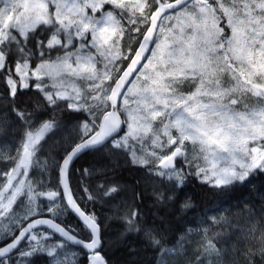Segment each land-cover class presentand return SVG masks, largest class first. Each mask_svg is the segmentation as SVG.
Instances as JSON below:
<instances>
[{
    "label": "snow or ice",
    "instance_id": "snow-or-ice-1",
    "mask_svg": "<svg viewBox=\"0 0 264 264\" xmlns=\"http://www.w3.org/2000/svg\"><path fill=\"white\" fill-rule=\"evenodd\" d=\"M64 7L60 0H12L0 9V88L2 99L11 105L0 113V141L11 145L7 162L0 160L6 165L0 169V180L6 181L0 201L7 200L0 202V210L16 219L12 226L37 216L0 247V264H12L13 253L15 264L29 254L52 256L57 249L65 252L68 244L86 256L81 260L79 253L75 264H110L100 218L89 206L104 198H111L107 203L113 208L105 225L108 220L122 223V243L136 233L159 248L154 227L135 203L140 194L134 193L128 202H114L125 188L115 178L118 164L84 168L83 196L74 195L73 161L89 149L99 151L114 135L103 155L110 158L116 150L127 157L126 163L148 164V173L173 174L175 179L163 190L154 188L153 196L157 205L179 207L181 212L194 210L186 191L191 178L206 194L223 197L252 190L255 179L264 177V108L253 113L233 110L240 103L237 92L250 93L264 104V0H83L67 13ZM125 35L136 45L127 53L118 47ZM61 72L86 81L89 90L82 95L73 88L68 93L42 78ZM24 90L43 97L32 111L20 107L18 97ZM130 98L135 99V109L129 107ZM48 109L52 114L45 119ZM61 112L66 114L63 119ZM80 112L88 118L81 120L76 115ZM56 130L70 145L62 160L52 161L59 173L56 187L48 188L46 180L28 183L22 177L49 167L48 159L41 160L42 142ZM149 132L161 150L159 155L153 151L151 163L137 158L130 144ZM86 177H94L93 182L84 183ZM61 191L83 226L84 239L79 229L37 215L40 198L56 201L48 212L58 209ZM5 192L10 194L5 197ZM22 195L29 201L23 218L13 210ZM208 246L214 247L211 241ZM255 255L249 251L246 264H264V242L259 262Z\"/></svg>",
    "mask_w": 264,
    "mask_h": 264
},
{
    "label": "trees",
    "instance_id": "trees-1",
    "mask_svg": "<svg viewBox=\"0 0 264 264\" xmlns=\"http://www.w3.org/2000/svg\"><path fill=\"white\" fill-rule=\"evenodd\" d=\"M2 97L3 89L0 88V113L11 107L8 101L2 99ZM37 100L42 101L43 97L34 90H24L18 97L20 107L28 108L29 111H32L37 106ZM7 114L15 116V113L10 111ZM51 114V109L46 110L44 118L47 119ZM65 115V113L61 112V119ZM76 115L81 120L85 117L84 113H76ZM61 137L62 132L56 130L44 141L47 146H50V144L55 146V153L57 154V159L54 158L55 161L62 160L64 153L70 150L68 142L64 144V139ZM60 144L64 145L60 146ZM6 145L10 146V144H4L0 141V146L6 147ZM110 145L111 143L105 144L99 151L93 149L83 154L74 163L70 176L74 195L83 196V192L80 189V179L84 168H88L92 164H97V166L107 164L109 167H111L112 163L118 164L119 167L115 169V178L125 188L116 194L114 202L131 201L134 193H139V198L135 200V203L141 208L143 219L154 227L155 232L153 235L155 239L161 241L159 248H156L150 246L139 234L132 233L122 243L119 239V234L124 230L122 223L118 220H108L106 221L107 225H105V217H111L113 214L112 206L107 203L111 198H104V202H89L91 210H94L100 218L99 222L105 237L104 252L110 264H169L174 259L175 252L173 250L179 245L181 239L188 234L195 242L197 239L202 248V242L205 240V231L213 227L212 222L217 217H225L226 221L229 219L231 225L225 227L224 238L217 241L220 251L212 259L214 264H246V257L249 251L256 252L253 257L254 261H260L259 248L261 243L264 242V177L255 179V188L252 190L239 189L223 197L206 194L201 188L200 182L195 178H191V181L186 185V191L190 202L194 206V210L189 209L181 212L179 207H165L155 203L154 188L163 190L171 181L169 177L166 175L161 176L156 171L148 173L146 169L149 165L142 166L126 163L127 157L116 150L111 151L110 158L103 155L104 147L110 148ZM9 149L11 148L9 147ZM0 160H4V158L0 156ZM155 168L160 169V166L155 165ZM0 169H6V165L0 163ZM77 169L81 171H77ZM35 174L38 180L40 175L38 173ZM58 175L56 166L46 171L47 180H49V184L51 182L54 188L58 181ZM93 180L94 177H86L83 182L92 183ZM60 194L64 202L62 193ZM80 203L82 207L85 206L84 200H81ZM20 205L21 202L18 203L17 207H20ZM247 217L250 219L247 220ZM56 218L66 227L71 226L79 229L80 237L85 238L82 224L70 212H67L64 217ZM199 225L200 230L198 231ZM236 225L238 226L234 228ZM43 231L49 232L47 230ZM190 231L192 232L190 233ZM53 238L59 239L57 236ZM129 247L134 248L135 251L130 252L128 250ZM74 251L78 253L74 260L65 256ZM79 253L80 259L86 261V256L83 255L79 247L68 244L65 252L57 249L52 256L47 254L29 255L21 258L20 264H34V262L35 264H60V262L61 264H75L76 260L79 259ZM13 257L12 264H15V255ZM193 258L195 259L196 257L193 256ZM192 261L190 259L188 261L183 260L179 264H190ZM208 261L211 262V259Z\"/></svg>",
    "mask_w": 264,
    "mask_h": 264
},
{
    "label": "rangeland",
    "instance_id": "rangeland-1",
    "mask_svg": "<svg viewBox=\"0 0 264 264\" xmlns=\"http://www.w3.org/2000/svg\"><path fill=\"white\" fill-rule=\"evenodd\" d=\"M11 2H12V0H0V9L4 8L6 4H10ZM19 2H23V0H19ZM28 2L29 3H39L40 0H28ZM125 2H127V0H125ZM221 2H222V0H221ZM231 2H232V0H229V3H231ZM238 2H246V0H238ZM60 3L65 6L64 11L67 13L68 8L72 7L73 5H76V6L82 5L83 0H60ZM69 15L71 16L73 14L70 13ZM97 18H99V17H97ZM240 18L243 19L242 16ZM167 23L168 22H165V26H167ZM172 23H175V21H173ZM229 32H230V29H229ZM132 35L135 36L136 34L133 33ZM134 46H135V41L130 40L127 35L122 36L120 38V44L118 47L121 49V51L123 53H127L129 51L130 47H134ZM119 66H122V65H118V67ZM42 78L49 85L55 84L56 88H58L62 91L66 89L68 93H72L73 88L79 90L82 95L89 90L88 83L86 81L80 80L79 78L71 77L67 72H61L59 75L43 76ZM105 83H107V82H105ZM227 86H229V85L222 84V87H227ZM236 98H238L240 101V103L238 105L233 106V110L236 112L253 113V112L258 111L260 108H264V104L259 103L260 98L254 96L250 93L237 92ZM129 107H131L133 109H135L137 107L135 99L130 98ZM80 113L85 114V117H83V120H86L88 118L86 112H80ZM97 114H100V112L98 111ZM158 123H159V120L153 122V128H155ZM160 134H161V141H163L165 138L162 135V127L160 130ZM155 138L156 137H155L154 133L149 132L147 135H143L141 139H138L135 141H130V144L132 145L133 150L135 151L137 158L146 159L149 161V163H151V161L154 159V157L152 155L153 151H155L157 153V155H159L161 150L158 148L157 145L152 143V140H154ZM63 142H64V144H66L67 141L64 140ZM42 143H43V148L41 149V153H40V155L42 156L41 160H44L45 158L48 159L49 160V166H50L49 168L54 167L55 164H53L52 161L54 160V158L57 159V154L55 153L56 152L55 146L53 144H50V146H47L44 141ZM64 144H60V146H63ZM9 147L11 148V145ZM9 147L7 145H6V147L0 146V156H2L4 159H8V152L11 150V149H9ZM199 162L202 164L204 163L203 157H201ZM140 165L148 166V164H140ZM155 165L160 166L158 162H156ZM207 166H210V162ZM183 167L185 169H187V165H185V166L183 165ZM49 168H47V170ZM160 168H161V166H160ZM8 170H9V172L11 171L10 168ZM162 170L165 172L167 171L164 169H162ZM31 171H32V169H29L30 173H31ZM46 171L34 169L30 176L22 177V179H25L28 183H32L33 180H37L35 173H38V175H40V177L38 178V181L46 180L47 181V187L50 189H53L54 186H52L51 182L49 184V180H47L48 177H46ZM166 176L169 177L170 180L175 179V176L171 173H169ZM5 182L6 181H4V180H0V191H3V184ZM32 186L36 187L35 184H33ZM9 194L10 193H8V192L4 193L5 197H7ZM58 200H59L60 207L58 209H55L53 212H51V214L55 218L56 217H64L67 214V212H69L66 204H64L65 202H63V200H62V198H60V196L58 197ZM0 202L6 204L7 200L4 199ZM19 202H21V205H20V207H17ZM37 203L39 206V211H38V213H39L44 207L47 210L52 204H55L56 201L49 202L46 198H40L37 201ZM28 204H29V201L27 200L26 197H24L23 195L21 197L18 196L17 202L13 206L14 207L13 210L17 213V215L19 217L23 218V216L28 211ZM249 219L250 218L247 217V220H249ZM23 221L24 220L22 219V223H23ZM15 223H17L15 218H10L8 213H4L2 210H0V239L6 237L7 234L10 235L13 232L14 228L17 227V226H12ZM230 225H231V222L229 221V219H227V221H226L225 217H217L216 220H214V222H212L213 227H211L210 230L205 231V240L202 242L203 243L202 248H201L200 244L198 243L197 239L195 242L194 239H192L189 234L187 236H184L181 239L179 245L176 246L175 249L173 250L175 252L174 259L171 262H169V264H179L183 260L188 261V259H190L191 261L192 260L194 261V262L192 261V263H190V264H214V261L212 259L214 258L215 254L217 253V255H218L219 251H220V248L218 247L217 241L224 238L225 227H228ZM237 226L238 225L234 226V228H236ZM197 230L198 231L200 230V225L197 228ZM191 232L192 231H190V233ZM209 241H211V243H212V245H214V247L208 246ZM77 254L78 253L74 251V252H70L69 254H67L65 256L69 259L74 260L77 256ZM29 255H31V254H29ZM193 256H195L196 258L194 259ZM210 259H211V262L208 261Z\"/></svg>",
    "mask_w": 264,
    "mask_h": 264
},
{
    "label": "flooded vegetation",
    "instance_id": "flooded-vegetation-1",
    "mask_svg": "<svg viewBox=\"0 0 264 264\" xmlns=\"http://www.w3.org/2000/svg\"><path fill=\"white\" fill-rule=\"evenodd\" d=\"M123 134V133H122ZM121 134V135H122ZM6 160V161H5ZM4 162H7V159H4L3 160ZM185 166V165H184ZM9 171V170H8ZM60 198H61V194H60ZM38 216H50L54 219H56L55 217L52 216V214L50 212H47L46 208L44 207L38 214ZM33 217H36V216H31L28 220H30L31 218ZM28 220H25L23 223H21L19 226L15 227L13 232L10 234V235H6V237L0 239V246L8 243L10 240H12L16 234L18 233V231L20 230L21 227H23L25 225V223L28 221ZM15 255V254H14ZM13 255V256H14Z\"/></svg>",
    "mask_w": 264,
    "mask_h": 264
},
{
    "label": "water",
    "instance_id": "water-1",
    "mask_svg": "<svg viewBox=\"0 0 264 264\" xmlns=\"http://www.w3.org/2000/svg\"><path fill=\"white\" fill-rule=\"evenodd\" d=\"M122 133H120V135H121ZM115 138V135H114V137H112V138H109V140L108 141H106L105 142V144H107L108 142H111V140L112 139H114ZM91 150H93V149H89L88 150V152L89 151H91ZM83 154H85V153H82V154H80L74 161H73V165H74V163L83 155ZM61 193H62V191H61ZM62 196H63V194H62ZM66 204V203H65ZM66 206H67V208H68V210H69V212L79 221V219H78V217L76 216V214L68 207V205L66 204ZM40 217H44V218H49L50 216H40ZM37 218V216L36 217H33V218H31L30 220H34V219H36ZM52 218V217H51ZM55 220V222L56 223H59V224H62L60 221H58V220H56V219H54ZM29 222V220L25 223V225L27 224ZM80 222V221H79ZM24 225V226H25ZM63 225V224H62ZM64 226V225H63ZM40 228L42 229V230H48V231H50L46 226H40ZM20 231V230H19ZM19 231H18V233L16 234V236L19 234ZM57 237L59 238V236L57 235ZM15 238V237H14ZM13 238V239H14ZM81 238V237H80ZM81 239H83V238H81ZM12 240H10L9 242H11ZM8 242V243H9ZM5 245V244H4ZM4 245H2V246H0V247H3ZM70 245H72V244H70ZM72 246H75V245H72ZM75 247H78V246H75ZM15 253H13L12 255H14Z\"/></svg>",
    "mask_w": 264,
    "mask_h": 264
}]
</instances>
